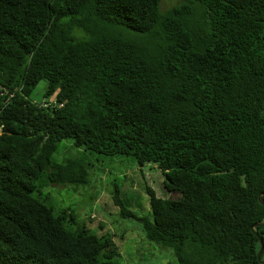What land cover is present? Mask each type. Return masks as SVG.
<instances>
[{"label":"trees","instance_id":"1","mask_svg":"<svg viewBox=\"0 0 264 264\" xmlns=\"http://www.w3.org/2000/svg\"><path fill=\"white\" fill-rule=\"evenodd\" d=\"M64 139L163 171L176 196L147 186L150 214L113 198L179 264H264V0H0V264H116L34 196L44 172L89 182Z\"/></svg>","mask_w":264,"mask_h":264},{"label":"rangeland","instance_id":"2","mask_svg":"<svg viewBox=\"0 0 264 264\" xmlns=\"http://www.w3.org/2000/svg\"><path fill=\"white\" fill-rule=\"evenodd\" d=\"M182 0H161V9L167 10ZM46 81H40L32 92L37 103L45 99ZM80 157L90 166L87 184H55L46 172L38 181L34 196L54 208L55 212L68 210L76 220L66 222L72 233L87 230L101 236H112L118 254L116 264H179L174 251L146 238L141 222L132 217H122L114 193L120 188L125 205L137 216L151 213L147 186L160 197L176 196L165 186L163 171L152 163L141 166L133 155L104 154L76 146L72 139H64L53 154L55 161Z\"/></svg>","mask_w":264,"mask_h":264},{"label":"water","instance_id":"3","mask_svg":"<svg viewBox=\"0 0 264 264\" xmlns=\"http://www.w3.org/2000/svg\"><path fill=\"white\" fill-rule=\"evenodd\" d=\"M263 196H264V191H262L260 194H259V201L260 203L264 204V199H263ZM264 225V221H258V222H255L253 225H252V230L253 232L256 233V235L258 236L259 240H260V249L258 251V258L264 262V259H262V254H263V251H264V240L262 238V236L256 231V227L257 226H263Z\"/></svg>","mask_w":264,"mask_h":264},{"label":"built area","instance_id":"4","mask_svg":"<svg viewBox=\"0 0 264 264\" xmlns=\"http://www.w3.org/2000/svg\"><path fill=\"white\" fill-rule=\"evenodd\" d=\"M50 101H54V103L57 102V100H56L54 97H52V98H48V100L45 98L44 101L41 103V105H43V106H48L49 103H50Z\"/></svg>","mask_w":264,"mask_h":264}]
</instances>
